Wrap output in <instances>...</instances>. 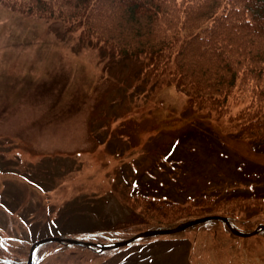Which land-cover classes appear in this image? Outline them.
Returning <instances> with one entry per match:
<instances>
[{
	"label": "rangeland",
	"instance_id": "obj_1",
	"mask_svg": "<svg viewBox=\"0 0 264 264\" xmlns=\"http://www.w3.org/2000/svg\"><path fill=\"white\" fill-rule=\"evenodd\" d=\"M145 62L0 4L1 258L42 238L105 245L151 230L91 231L125 220L129 195L264 196V152L166 77L144 76ZM258 224L264 215L236 228ZM33 264H264V232L235 236L216 222L104 251L50 242Z\"/></svg>",
	"mask_w": 264,
	"mask_h": 264
},
{
	"label": "trees",
	"instance_id": "obj_2",
	"mask_svg": "<svg viewBox=\"0 0 264 264\" xmlns=\"http://www.w3.org/2000/svg\"><path fill=\"white\" fill-rule=\"evenodd\" d=\"M0 4L38 19L61 21L66 32L111 54L144 55V76L166 77L188 104L226 117L253 149L264 152V0H0ZM126 203L130 213L125 220L91 231L136 225L164 229L209 215L226 217L237 227L264 215L239 216L245 207L264 208V196L259 194L234 193L223 199L205 194L181 204L138 193L127 196ZM216 222L232 235L222 221L205 223ZM28 249L29 245L8 248L13 255L0 257V264H25Z\"/></svg>",
	"mask_w": 264,
	"mask_h": 264
},
{
	"label": "water",
	"instance_id": "obj_3",
	"mask_svg": "<svg viewBox=\"0 0 264 264\" xmlns=\"http://www.w3.org/2000/svg\"><path fill=\"white\" fill-rule=\"evenodd\" d=\"M210 220H220V221L224 222L227 225L230 232L236 236L247 237V236H251V235L258 233L261 230H264V224H259L250 232H241V231L237 230L236 228L232 227L226 217H223L220 215H209V216L200 217V218H196V219H192V220L183 222V223H181L175 227H172V228L151 229V230L142 231V232L135 234L134 236H132L129 239H126L124 241L114 242V243L108 244V245H101V244L97 245L94 243H88V242L78 241V240H74V239H60L57 237L43 238V239L35 241L30 246L26 264H31L32 255H33V251L35 250V248L38 247L39 245L43 244V243H46V242L56 241V242L68 243L71 245H83V246H87V247H98L99 251H103V250H107V249H114V248H118L121 246H125V245L131 243L132 241H134L138 238L175 234V233L183 231V230H185L191 226L201 224V223H204V222L210 221Z\"/></svg>",
	"mask_w": 264,
	"mask_h": 264
}]
</instances>
